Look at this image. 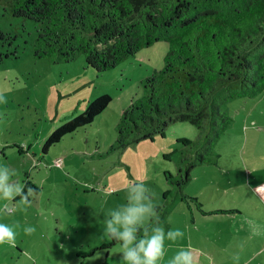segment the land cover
Here are the masks:
<instances>
[{"label":"rangeland","instance_id":"rangeland-1","mask_svg":"<svg viewBox=\"0 0 264 264\" xmlns=\"http://www.w3.org/2000/svg\"><path fill=\"white\" fill-rule=\"evenodd\" d=\"M5 30L24 36L33 32L30 24L22 28L15 20ZM20 39L13 42L22 44V57L0 60L4 99L0 102V165L16 169L19 175L14 179L39 195L31 207L18 204L8 215L13 216L10 222L1 215L0 223L17 233L16 243L23 248L20 264H125L118 241L106 247L113 240L105 234L104 222L111 211L128 203L130 182H143L151 190L157 213L162 206L176 203L168 214L174 223L184 219L187 206L192 207L178 201L179 193L170 181L177 179L178 166L184 177L186 164L194 161V149L185 146L197 138L193 125L174 121L151 138L130 142L123 149L111 148L118 118L132 99L143 94V79L162 67L167 46L154 42L114 68L96 72L83 54L70 62L35 59ZM101 94L111 100L90 124L42 151L55 128ZM226 110L232 122L213 145L214 163L189 169L190 181L183 191L211 208L241 211L232 217L224 213L231 217L230 225L242 215L239 223L259 227L264 224V89L254 97L228 102ZM185 156L192 158L180 163ZM150 221L139 232L144 233ZM27 226L34 227L35 233L26 235ZM232 229H237L236 224ZM243 238H233L230 246L247 243ZM240 251L245 259L255 248ZM12 253L19 256L15 247ZM9 255L1 254L4 262Z\"/></svg>","mask_w":264,"mask_h":264},{"label":"trees","instance_id":"trees-1","mask_svg":"<svg viewBox=\"0 0 264 264\" xmlns=\"http://www.w3.org/2000/svg\"><path fill=\"white\" fill-rule=\"evenodd\" d=\"M12 20L22 28L30 24L33 32L6 31ZM20 37L35 59L70 62L83 54L96 72L164 42L163 65L143 79V94L123 109L111 148L151 138L174 121L190 123L197 138L185 146L194 149V161L188 162L191 156L179 161L188 163L184 177L178 166L177 179L170 181L179 193L175 196L204 215L233 212L204 210L182 186L190 181L193 166L214 163L213 145L232 122L228 102L264 89V0H0V60L22 57V44L13 42ZM110 100L101 94L88 102L83 112L50 133L42 151L90 124ZM172 204L158 209L159 221H150L147 234L160 222L166 224Z\"/></svg>","mask_w":264,"mask_h":264},{"label":"clouds","instance_id":"clouds-1","mask_svg":"<svg viewBox=\"0 0 264 264\" xmlns=\"http://www.w3.org/2000/svg\"><path fill=\"white\" fill-rule=\"evenodd\" d=\"M0 102H4L0 96ZM16 169L8 165H0V215H12L17 210V205L31 207L38 198L35 189L28 187L18 178ZM259 187V186H258ZM128 203L118 207L109 214L105 220V234L109 239L120 243L122 260L125 264H158L164 257L165 239L175 241L182 238L184 233L179 230H165L160 226L152 228V234L137 237L141 226L153 218L159 221V215L153 203L151 190L143 182H130L127 189ZM19 197V201L16 198ZM36 229L32 226L24 228L26 235H32ZM17 233L13 227L0 223V245L8 244L15 247ZM169 264H194L192 252L188 249L179 250L169 261Z\"/></svg>","mask_w":264,"mask_h":264},{"label":"crops","instance_id":"crops-1","mask_svg":"<svg viewBox=\"0 0 264 264\" xmlns=\"http://www.w3.org/2000/svg\"><path fill=\"white\" fill-rule=\"evenodd\" d=\"M196 197L202 204V208L206 211L213 210H225V206H218L217 208H211L207 206L198 196ZM187 206V213H183L184 219L180 222L174 223L173 220L166 218V224L164 225L165 233L169 230L179 229L184 235L175 241L168 240L164 243V257L158 261V264H169V261L175 256V254L181 249H188L192 252L194 257V264H264V257L260 258V255L264 252V241L262 236L264 235V224L257 227L255 224L239 223L242 220L240 217L234 218L233 223L230 225V218L234 216L235 212H241L239 210H233L234 212L226 213L231 217H225L224 213H214L204 215L200 213L193 205ZM222 207V208H220ZM170 216V215H169ZM2 216L0 215V218ZM7 222H10L13 216H3ZM227 221L229 224L227 225ZM175 224V225H174ZM236 224L237 229L233 230L232 225ZM174 225V228H173ZM230 225V226H229ZM231 234V238H227ZM247 241V243H240V246H230L233 238H241ZM261 238V242L258 239ZM166 240V239H165ZM254 245L255 251L245 259L242 258L240 251L241 247L250 248ZM15 248L18 251L19 256H14L12 250L14 247L8 244L0 245V264H20L19 260L23 255V248H19L16 243ZM2 253L10 254L7 257V261H3L1 257ZM20 253V254H19ZM2 260V261H1ZM256 260L255 262H253ZM25 264V263H21Z\"/></svg>","mask_w":264,"mask_h":264}]
</instances>
